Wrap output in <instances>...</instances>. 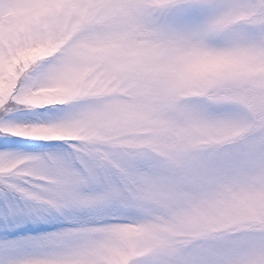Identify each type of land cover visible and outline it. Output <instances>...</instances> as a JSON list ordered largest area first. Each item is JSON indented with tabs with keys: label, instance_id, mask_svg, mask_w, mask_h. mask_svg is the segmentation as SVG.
<instances>
[{
	"label": "snow or ice",
	"instance_id": "1",
	"mask_svg": "<svg viewBox=\"0 0 264 264\" xmlns=\"http://www.w3.org/2000/svg\"><path fill=\"white\" fill-rule=\"evenodd\" d=\"M0 264H264V0H0Z\"/></svg>",
	"mask_w": 264,
	"mask_h": 264
},
{
	"label": "rangeland",
	"instance_id": "2",
	"mask_svg": "<svg viewBox=\"0 0 264 264\" xmlns=\"http://www.w3.org/2000/svg\"><path fill=\"white\" fill-rule=\"evenodd\" d=\"M34 227H48L47 225H41V226H36V225H26L25 228H34Z\"/></svg>",
	"mask_w": 264,
	"mask_h": 264
}]
</instances>
